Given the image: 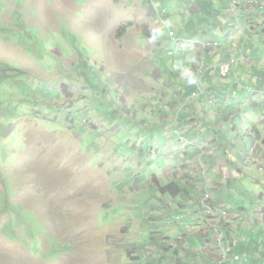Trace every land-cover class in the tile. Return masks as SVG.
Here are the masks:
<instances>
[{
    "label": "rangeland",
    "instance_id": "rangeland-1",
    "mask_svg": "<svg viewBox=\"0 0 264 264\" xmlns=\"http://www.w3.org/2000/svg\"><path fill=\"white\" fill-rule=\"evenodd\" d=\"M254 1L0 0V264L159 262L155 246L171 245L191 222L180 211L163 221L143 212L163 173L180 176V166H162L198 145L179 119H234L243 136L264 119V5ZM211 39L222 46L209 63L241 49L249 61L227 79L207 73L195 99L187 81L198 77L199 41ZM155 132L177 135L179 153L147 143ZM203 138L215 151L213 137ZM251 177L236 182L233 202L249 217L247 204L264 203V173ZM247 223L240 242L251 262L261 235ZM209 243L219 247L215 236Z\"/></svg>",
    "mask_w": 264,
    "mask_h": 264
},
{
    "label": "crops",
    "instance_id": "crops-1",
    "mask_svg": "<svg viewBox=\"0 0 264 264\" xmlns=\"http://www.w3.org/2000/svg\"><path fill=\"white\" fill-rule=\"evenodd\" d=\"M216 54L217 52L213 56ZM214 58L212 59L216 60ZM248 61L243 60L242 62ZM213 74L217 76L215 72ZM221 84L223 83L221 82ZM211 120L214 123H211ZM233 120L198 119L195 123L190 119H179L180 128L188 129L189 137L198 145L186 149L183 154L184 159L174 153L178 160L169 169L165 168V165L162 166V170H173V167L180 166V176L174 179L169 174L162 172L164 177L160 179L164 180L165 184L155 186L156 189L152 191L155 193V204L143 212L150 217L156 215L152 218L163 221L169 218L168 216L163 218L168 212L166 210L180 211L187 215L191 222H188L185 228L181 226L178 239H174L171 245L166 246L167 242H163L160 246H155L156 252H160V255L156 256L159 261L157 264H217L218 259L225 253L226 246H231V251L227 254L228 258L224 260V264H264V203L256 204L252 201L247 204L249 205L247 210L253 213L250 217L243 215L246 213L243 206L239 208L238 205L233 204L234 201L238 200L241 193V186H238L236 182L249 175L252 176L253 180L260 182L257 174L264 173V119H260L258 123V127L262 131L257 127V134L252 129L246 136H243ZM208 122L215 129H212ZM253 126L257 125L253 124ZM178 127L175 126V129ZM161 128L163 131V127ZM151 136H153V140L155 138L161 140L159 141L161 143L159 149L162 153L167 150V146L164 145H169L175 149V145H171L173 142L176 143L177 136L175 134L173 137H169L170 139L164 137L162 132L152 133L149 137ZM204 136L206 139L213 137L212 144L215 151H212L210 145L204 143ZM149 140L148 138L147 141ZM201 145H204L206 150L204 156L208 163L209 180H203V176L199 173L200 159L198 157L201 154V149L198 147ZM175 150L179 153L178 149ZM207 153L208 155H206ZM218 157L219 159L222 158L220 163H217ZM207 190L212 193L216 202L221 203L231 212L229 219L218 225L216 229L211 228L213 220L200 210L198 204L200 197ZM258 205L259 208L255 210L254 207ZM136 213L140 214L138 211ZM248 220L253 222L261 235L260 240L254 243L253 255L256 256V259H252L251 262L245 255L247 243L240 242L245 234ZM231 230L233 231L232 234ZM213 231L221 235L223 250L217 244L209 243L213 240ZM182 235H184V240L181 238ZM234 237H237V249L234 248L233 242L235 241H232ZM165 238L162 237L164 241L168 239ZM189 241H191V247H189ZM193 244H196V247ZM241 246L243 251L239 253ZM180 248H182L181 251H179ZM146 250L153 251L148 248L144 249V251ZM152 257V254L147 253L149 261L156 263L157 260H153Z\"/></svg>",
    "mask_w": 264,
    "mask_h": 264
},
{
    "label": "built area",
    "instance_id": "built-area-1",
    "mask_svg": "<svg viewBox=\"0 0 264 264\" xmlns=\"http://www.w3.org/2000/svg\"><path fill=\"white\" fill-rule=\"evenodd\" d=\"M238 2L239 0H233L234 4H237ZM255 2H257V0H255ZM170 36H173L172 33ZM217 46H219V44L216 41H205L200 46L199 58L201 60V65H197L198 77L196 79L198 90L194 91L192 94V97H194L195 99L199 98L204 93L201 77L206 71L210 69H218L221 77L228 78L231 75L232 71L235 69V64L237 62L236 58L224 60L216 65H207V54L213 51V49H215ZM169 53L172 54L173 52L170 51ZM200 206L204 213H206V215H208L213 220V225L211 227L212 229H216L218 225L224 223L231 216V212L229 211V209H227L224 205L216 202L213 199L211 192L208 190L203 193L200 199ZM214 236L220 249L223 250L224 248L222 245L221 235L214 232ZM230 251L231 246H226V251L225 253H223V256L218 259L217 264H224V260L228 258L227 254Z\"/></svg>",
    "mask_w": 264,
    "mask_h": 264
},
{
    "label": "clouds",
    "instance_id": "clouds-1",
    "mask_svg": "<svg viewBox=\"0 0 264 264\" xmlns=\"http://www.w3.org/2000/svg\"><path fill=\"white\" fill-rule=\"evenodd\" d=\"M253 5H256L255 4V2H253L252 3ZM237 8H241V7H239L238 5V3L237 4H234ZM256 8H257V10H259L261 7H258V6H256ZM167 26V25H166ZM233 26L234 25H231V31H232V28H233ZM222 31H223V28H222ZM231 31L230 32H228V33H225V38H228V34L229 33H231ZM241 32H243V30H241L240 31V33ZM170 36V35H169ZM170 38L172 39V40H178V38L176 39V37L173 35V36H170ZM182 39H184V38H182ZM186 40V39H185ZM187 41H188V39L186 40V45L188 44L187 43ZM205 41H216L218 44H219V46H217L215 49H213V51H211L210 53H208L207 54V65H216V64H218V63H220V62H222V61H224V60H227V59H230V58H236L237 60L238 59H243V60H246L247 61V59H248V56L243 52V49H241L240 51H238V53H240L239 54V56H237V57H235V56H230L229 58H226V59H223V60H221V61H219V62H217V63H213V64H211V63H209V60H208V56L209 55H213L214 53H216V49H218V48H220L221 46H222V44L219 42V41H217V40H215V39H211V40H202V41H199L200 43H203V42H205ZM192 42V41H191ZM170 51H172L173 53L172 54H170L169 52ZM174 50H169L168 51V54H170V56H172V55H174ZM198 53H199V50H198ZM197 58L199 59V57L197 56ZM245 58H247V59H245ZM198 59L196 60V63L198 62ZM236 65H237V62H236V64H235V69L232 71V73H234V72H236ZM209 72H217V76L219 77V78H222V79H227V78H223V77H221V75H220V73H219V71H218V69H210V70H208V71H206L203 75H202V77H201V82H202V85H203V82L206 80V76H207V73H209ZM231 73V74H232ZM230 77V76H229ZM228 77V78H229ZM196 79H197V77H193V76H191V79L190 80H188L187 81V83L189 84V85H191V84H193V85H195L196 87H193V90H192V92L190 93V96H192V94H193V92L194 91H197L198 90V85H197V82H196ZM191 89V88H190ZM189 90V89H188ZM234 91H233V96H235V95H237V94H239V91H238V86H235L234 87V89H233ZM236 92V93H235ZM204 95V93L201 95V96H203ZM200 96V97H201ZM175 130H177V129H175ZM177 136V135H176Z\"/></svg>",
    "mask_w": 264,
    "mask_h": 264
},
{
    "label": "trees",
    "instance_id": "trees-1",
    "mask_svg": "<svg viewBox=\"0 0 264 264\" xmlns=\"http://www.w3.org/2000/svg\"><path fill=\"white\" fill-rule=\"evenodd\" d=\"M255 2V1H254ZM2 2H0V8H1V4ZM255 4L257 5V6H259V7H262L263 5H264V3H263V1L262 0H257V2H255ZM25 26H27V25H25ZM4 30H6V28L0 23V33L1 32H3ZM4 66H5V68L7 69V67H6V65H5V63H3V62H1ZM191 90L192 89H189V92L191 93ZM149 139L150 140H153V136H151V137H149ZM147 143H148V141H146Z\"/></svg>",
    "mask_w": 264,
    "mask_h": 264
},
{
    "label": "bare ground",
    "instance_id": "bare-ground-1",
    "mask_svg": "<svg viewBox=\"0 0 264 264\" xmlns=\"http://www.w3.org/2000/svg\"><path fill=\"white\" fill-rule=\"evenodd\" d=\"M245 59H247V58H245ZM241 60H243V59H238V60H237V63H238L239 61H241Z\"/></svg>",
    "mask_w": 264,
    "mask_h": 264
}]
</instances>
